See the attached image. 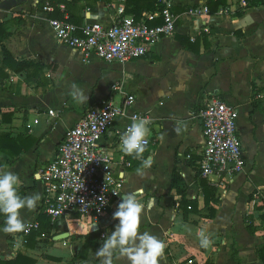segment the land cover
<instances>
[{
  "label": "crops",
  "instance_id": "crops-1",
  "mask_svg": "<svg viewBox=\"0 0 264 264\" xmlns=\"http://www.w3.org/2000/svg\"><path fill=\"white\" fill-rule=\"evenodd\" d=\"M54 1L65 5L68 17L76 24H110L121 5L129 14L125 12L127 0ZM171 1L176 17L174 34L161 39L145 55L124 62H106L97 56L86 60L79 51L58 43L48 24L50 15L36 0H20L9 10L0 8V23L8 32L3 41L6 49L18 60L46 65L36 76L14 73L1 65L9 77L0 79V132L20 138L18 145H30L13 160L0 152V165L19 174L25 195L42 193L38 167L54 157L65 129L77 122L89 105L108 97L118 104L132 95L134 100L125 115L115 119L99 144L113 151L117 160L128 116L139 112L152 118L149 139L155 143L143 154L144 159L151 157V167L138 175L141 160L126 155L131 165H117L116 170L123 171L125 177L121 196L143 189V196L138 197L145 204L140 231H149L166 243L161 264H262L257 248L264 244V210L254 194L264 189V1L243 9L242 0H224L225 5L213 11L209 0ZM201 5L207 6L206 13L188 14L190 7ZM221 8L226 10L219 12ZM239 9L242 13L234 15ZM188 42L195 50L184 45ZM115 82L119 89L111 90ZM73 83L87 93L88 102L77 104L72 99L69 93ZM215 96L238 110L246 164L233 176L220 178L219 186L207 182L215 189L217 202L205 203L196 170L197 151L204 143L197 111ZM48 109L56 116L50 118ZM35 118L38 122L33 124ZM176 127H180L179 133ZM173 169L181 179L186 199L195 201L194 210L185 216L179 204L181 196L171 186ZM210 208L214 209L213 216L209 215ZM37 210L25 209L21 215L38 223L46 221L47 215L40 216L42 212ZM113 213L110 210L91 231L99 229L110 235L119 223L112 218ZM173 217L188 224L193 232L178 228ZM4 220L0 217L3 260L15 256L20 249L15 242L21 238L20 233L2 231ZM248 223L254 226V234L248 233ZM91 224L77 217L60 219L51 229L45 228L47 237L42 235L40 245L24 249L25 253L36 259L35 264H69ZM201 227L212 234L213 247H200L195 230ZM96 242V249L88 250L86 258L75 264H99L93 253L102 247L103 238L99 236ZM116 264L128 261L121 259Z\"/></svg>",
  "mask_w": 264,
  "mask_h": 264
},
{
  "label": "built area",
  "instance_id": "built-area-1",
  "mask_svg": "<svg viewBox=\"0 0 264 264\" xmlns=\"http://www.w3.org/2000/svg\"><path fill=\"white\" fill-rule=\"evenodd\" d=\"M157 2L160 5L157 11H144L139 18L125 14L123 6H118L110 24L97 21L73 23L68 19L65 5L50 0L43 1L41 10L49 15L55 11L61 13L60 17L49 16L47 19L58 43L79 51L86 60L97 56L106 62H124L145 55L161 39L174 34L176 17L172 12V1ZM36 3L39 4V0ZM225 10L221 8L219 12ZM207 11V6L201 5L190 7L188 14L200 15ZM158 19L159 22L154 23ZM115 89H119L118 82L111 85V90ZM133 100L132 95H127L121 103L115 104L108 97L100 104L89 105L77 122L65 129L54 157L38 167L42 199L37 211L46 214L51 223L73 217L86 223H98L110 210H117L118 204L122 202L125 177L123 171L116 168L117 165L128 167L131 163L125 158L120 141L117 160L113 151H106L99 142L115 119L125 115L126 107ZM47 114L50 118L56 116L52 109H48ZM134 116L144 115L131 113L122 133ZM237 117V108L216 96L208 99L197 111L204 143L197 151L196 170L211 185L219 186L220 178L225 180L245 167ZM37 122V118L33 119V124ZM154 143L155 139H149L148 146ZM101 195L107 201L104 205L97 199ZM81 198L84 204L80 203ZM254 200L264 210V189L255 192ZM30 221L31 230L20 233L21 239L39 229L37 220ZM106 235L108 232L102 231L100 238Z\"/></svg>",
  "mask_w": 264,
  "mask_h": 264
},
{
  "label": "clouds",
  "instance_id": "clouds-1",
  "mask_svg": "<svg viewBox=\"0 0 264 264\" xmlns=\"http://www.w3.org/2000/svg\"><path fill=\"white\" fill-rule=\"evenodd\" d=\"M69 94L77 104L88 102L87 93L75 83L71 85ZM152 122L150 116H134L120 136L121 150L126 155L141 160V167L136 169L138 175H144L143 169L150 168L153 163L151 157L143 158V154L148 150L149 138L152 134L149 125ZM174 130L179 133L181 129L176 127ZM23 183L18 173L10 170L6 165H0V215L5 217L2 229L4 233L19 234L31 230V221L22 217L21 212L25 209L29 212L35 211L42 195L39 192L21 195L19 190ZM82 187L83 185L79 189ZM142 196L143 189H136L122 196V202L118 204L112 216L119 223L115 225L110 235L103 238L102 247L93 253L99 264H116L121 259H126L128 264H161L166 243L149 231H140L145 204L138 197ZM97 199L101 205L107 203L103 195ZM80 203L84 204L82 198ZM173 221L178 228L188 233L193 232V229L182 220L173 217ZM94 227L95 223L91 224L86 235ZM195 235L200 247L204 249L213 247V236L206 228L196 229ZM15 243L19 247L22 239L18 237Z\"/></svg>",
  "mask_w": 264,
  "mask_h": 264
},
{
  "label": "trees",
  "instance_id": "trees-1",
  "mask_svg": "<svg viewBox=\"0 0 264 264\" xmlns=\"http://www.w3.org/2000/svg\"><path fill=\"white\" fill-rule=\"evenodd\" d=\"M44 0H39L40 6L43 4ZM53 3H56L54 0H50ZM245 2L244 8H247L251 5H256L262 3L264 0H242V2ZM225 5L224 0H217L212 1L209 0L208 6L210 11H213L214 8H217L219 5ZM251 4V5H250ZM131 6V7H130ZM160 5L157 2V0H127L125 4V12L132 14L135 18H139L142 12L144 11H157L159 9ZM243 9H239L234 12V15L239 16ZM50 16H57L60 17L61 13L55 11L54 13H51ZM73 23H78L73 21L70 17L68 18ZM159 19L156 20L154 23H158ZM8 32L6 31V28L4 27L3 23H0V50H1V57H0V79L1 78H8L9 74L1 67V65L6 66L10 71L14 73H18L20 71H23L27 76H36L37 72L40 71L43 67L46 65H43L41 63H35L31 60H18L16 59L5 47L3 44V41L7 38ZM188 49L195 50L193 45H191L189 42L184 44ZM47 68L49 69L50 66L48 65ZM20 138L11 137L9 132H0V152H4L8 154L11 157V160H13L16 156H18L20 153L25 151L28 148V145L21 146L18 145V140ZM181 179L178 175V173L173 169L172 175H171V186L176 189L178 194H180V206L182 207L183 215L185 216L186 213L192 212L194 210V200H188L185 197V190L180 187ZM201 188L204 194V201L205 203H208L210 200L213 202H217V200L214 198L215 189L210 187L207 184V181L204 178H201ZM21 195H25V188H20ZM209 215L213 216L214 209H209ZM44 214L40 213V216ZM0 217L5 218L3 215H0ZM46 217V221L39 223V229L35 231H31L28 235H26L20 245V249L15 254L14 257L10 259H0V264H35L36 259L27 255L25 253L26 248H33L35 245H40L42 242V235H46V229H51L55 223H51L48 216ZM246 229L248 233L254 234L255 228L251 223H248L246 225ZM100 230L96 229L88 233V235H85V241L82 244L81 248L72 256L69 264H75L77 261L83 260L87 256L88 250H95L97 247V238L100 236ZM257 254L262 262L264 264V244H261L257 248ZM206 264H209L207 262Z\"/></svg>",
  "mask_w": 264,
  "mask_h": 264
},
{
  "label": "water",
  "instance_id": "water-1",
  "mask_svg": "<svg viewBox=\"0 0 264 264\" xmlns=\"http://www.w3.org/2000/svg\"><path fill=\"white\" fill-rule=\"evenodd\" d=\"M19 1L20 0H2L0 2V8L4 9V10H9L12 7H15ZM63 236H64L63 234L62 235H58L57 238L63 237Z\"/></svg>",
  "mask_w": 264,
  "mask_h": 264
}]
</instances>
